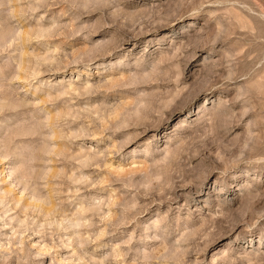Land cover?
<instances>
[{
	"label": "rangeland",
	"instance_id": "1",
	"mask_svg": "<svg viewBox=\"0 0 264 264\" xmlns=\"http://www.w3.org/2000/svg\"><path fill=\"white\" fill-rule=\"evenodd\" d=\"M0 264H264V0H0Z\"/></svg>",
	"mask_w": 264,
	"mask_h": 264
},
{
	"label": "bare ground",
	"instance_id": "2",
	"mask_svg": "<svg viewBox=\"0 0 264 264\" xmlns=\"http://www.w3.org/2000/svg\"><path fill=\"white\" fill-rule=\"evenodd\" d=\"M37 9H38V8H37ZM44 10H45V9H44ZM48 10H49V9H48ZM159 26H161V25H159ZM155 27H156V26H155ZM159 28H161V27H159ZM159 28H158V29H159ZM155 29H156V28H155ZM156 30H157V29H156ZM130 37H131V36H130ZM131 38H132V37H131ZM126 40H127V39H126ZM123 41L125 42V40H123ZM116 47H117V46H116ZM178 104H180V103H178ZM177 106H178V105H177ZM180 106H181V105H179V107H180ZM174 107H175V106H174ZM179 107H178V108H179ZM176 108H177V107H176ZM175 110H176V109H175ZM1 172H2V171H1ZM183 178H184V177H183ZM175 187H177V185H176ZM195 190H196V189H195ZM194 193H195V192H194ZM175 194H176V193H175ZM171 197H172V196H171ZM150 199H151V198H150ZM157 201H158V200H157ZM164 204H165V203H164ZM41 208H42V207H41ZM52 211H53V209H51V210H49V212H48V211H47V212H48V213H51Z\"/></svg>",
	"mask_w": 264,
	"mask_h": 264
}]
</instances>
